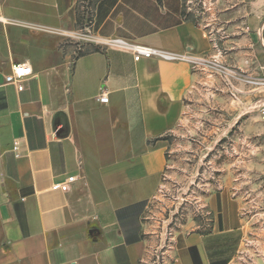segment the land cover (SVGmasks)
Returning <instances> with one entry per match:
<instances>
[{"label":"crops","instance_id":"1","mask_svg":"<svg viewBox=\"0 0 264 264\" xmlns=\"http://www.w3.org/2000/svg\"><path fill=\"white\" fill-rule=\"evenodd\" d=\"M252 1L224 61L264 76V0ZM74 3L0 0V264H233L246 235L234 196L208 195L207 224L189 218L175 231L150 209L167 166L156 140L200 80L191 61L211 52L207 25L184 20L181 0H101L81 41ZM111 39L179 58L136 62L97 43ZM18 63L32 74L6 83ZM239 89L243 111L259 117L264 89ZM57 112L63 138L52 130ZM71 176L68 191L52 190Z\"/></svg>","mask_w":264,"mask_h":264},{"label":"rangeland","instance_id":"2","mask_svg":"<svg viewBox=\"0 0 264 264\" xmlns=\"http://www.w3.org/2000/svg\"><path fill=\"white\" fill-rule=\"evenodd\" d=\"M100 1L75 0L74 26L81 41L90 37ZM181 1L182 18L206 24L214 43L210 54L191 61L200 80L185 100L181 120L156 140L166 149L167 166L150 209L174 231L189 218L202 226L209 218L205 199L224 191L238 199L246 232L233 264H264V123L251 108L243 111L237 99L239 87L259 97L264 76L224 61L229 38L241 32L236 19L249 16L253 1Z\"/></svg>","mask_w":264,"mask_h":264},{"label":"built area","instance_id":"3","mask_svg":"<svg viewBox=\"0 0 264 264\" xmlns=\"http://www.w3.org/2000/svg\"><path fill=\"white\" fill-rule=\"evenodd\" d=\"M98 44H113L120 49L129 51L132 54L134 61H140L141 59H149L153 56H158L161 59L165 60H175L179 57L176 55H173L171 53H166L162 51L155 50L154 48L142 44H134V43H128L119 39H111L108 41L99 40L97 42ZM32 74L30 66L24 63H18L13 66L12 73L8 75L5 79L6 83H16L20 82L21 80L29 77ZM262 89H264V79L259 83ZM19 90L22 89V87H18ZM98 101L102 104H106L108 102V97L105 94L104 91L100 92V95L98 97ZM258 114L261 119V121L264 123V103H261L258 107ZM12 151L14 152L15 156L17 157V145L16 143L12 147ZM74 177H68L64 182L61 183H55L52 185V190H59L62 192H66L69 189V185L74 182Z\"/></svg>","mask_w":264,"mask_h":264},{"label":"water","instance_id":"4","mask_svg":"<svg viewBox=\"0 0 264 264\" xmlns=\"http://www.w3.org/2000/svg\"><path fill=\"white\" fill-rule=\"evenodd\" d=\"M52 130L55 133V136L58 138H63L67 136L69 131V126L67 118L63 112H57L51 122Z\"/></svg>","mask_w":264,"mask_h":264},{"label":"trees","instance_id":"5","mask_svg":"<svg viewBox=\"0 0 264 264\" xmlns=\"http://www.w3.org/2000/svg\"><path fill=\"white\" fill-rule=\"evenodd\" d=\"M158 4H160L161 3V0H155Z\"/></svg>","mask_w":264,"mask_h":264}]
</instances>
